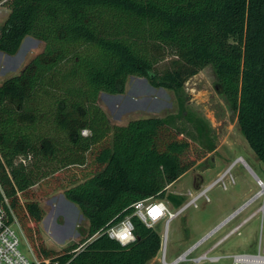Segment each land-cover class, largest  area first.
<instances>
[{
    "label": "trees",
    "instance_id": "trees-1",
    "mask_svg": "<svg viewBox=\"0 0 264 264\" xmlns=\"http://www.w3.org/2000/svg\"><path fill=\"white\" fill-rule=\"evenodd\" d=\"M1 2L10 12L0 52L15 55L29 35L45 43L0 84V181L36 256L60 264H148L158 257L162 234L134 215L132 204L164 198L163 183L179 180L206 155L189 159L191 143L175 121L186 117L193 138L208 137V125L185 106L186 82L207 66L264 163V0ZM130 76L174 91L179 114L112 127L100 93H125ZM60 189L90 228L85 241L56 251L39 231L46 216L39 199ZM128 216L134 243L102 232L92 238Z\"/></svg>",
    "mask_w": 264,
    "mask_h": 264
},
{
    "label": "rangeland",
    "instance_id": "rangeland-1",
    "mask_svg": "<svg viewBox=\"0 0 264 264\" xmlns=\"http://www.w3.org/2000/svg\"><path fill=\"white\" fill-rule=\"evenodd\" d=\"M9 12V8L1 2L0 34ZM44 48L43 41L29 35L26 36L15 55L0 52V84L20 74ZM216 83L217 76L211 65L186 82V112L203 119L206 126L208 125V137L204 140L193 138L191 134H196V130L186 117H177L175 124L183 130L182 135L187 136L191 143L189 159L197 160L198 155L205 150L206 155L179 180L169 184L164 182L166 196L164 198L154 196L152 201L163 200L172 210H176L191 199L190 193L198 194L207 190L220 175L227 173L225 180L215 184L206 192L199 200L197 207L188 208L169 225L166 220L155 225L162 234L163 246L158 257L148 264H159L165 254L167 260L173 262L262 191L259 182L264 184V163L242 134L237 125V112L231 108L226 97L218 91ZM98 102L114 128L127 125L134 119L177 116L180 112L174 91L156 88L145 77L130 76L125 93L101 92ZM209 147L213 149L210 150ZM240 159L243 161H239ZM66 176L61 174L57 177L65 179ZM38 187L34 188L38 189ZM170 195L183 199V203L178 206ZM39 202L46 211V216L39 224V231L49 248L61 251L72 243L83 242L89 237L90 221L82 213L79 205L67 197L65 189L51 192L41 197ZM251 202L253 203L243 211L242 208L237 216L197 247L185 261L178 264H231V261L227 259L219 263L208 261L195 263L193 260L207 252L227 232L238 227L250 216L252 218L209 255L242 251L257 252L261 237L264 239V195ZM167 227H169L168 240L165 245L164 236ZM20 238V249L31 260L34 259L35 255L29 240L22 234Z\"/></svg>",
    "mask_w": 264,
    "mask_h": 264
},
{
    "label": "built area",
    "instance_id": "built-area-1",
    "mask_svg": "<svg viewBox=\"0 0 264 264\" xmlns=\"http://www.w3.org/2000/svg\"><path fill=\"white\" fill-rule=\"evenodd\" d=\"M83 134L89 135L90 131L88 129H85L83 130ZM0 158L2 159L1 152ZM220 176L218 178H220ZM224 180L225 179L220 181ZM204 194V191L198 194L190 193L191 199L176 210H172V208L163 200L152 201V198L154 196L145 199H140L134 202L132 204V207L134 209V215H136L148 227H155V225L162 220H166L167 224L169 225L171 221L180 216L188 208L192 206L197 207L199 200ZM235 213L236 212L232 213L229 217H233ZM229 217L226 220H228ZM250 218H252V216L248 217L247 219H244V221L238 227L233 228L229 232H227L225 236L221 238L215 245H213L207 252L201 254L193 261L195 263H204L205 261L211 263H219L222 260L227 259L231 261V264H264V239L262 237L260 239L257 252L242 251L226 255H209L217 246H219L222 242L231 237ZM224 221L222 223H224ZM220 225H218L217 227H219ZM213 230L207 233V235L203 236L201 239H199L192 246V248L195 247L196 249L197 247L205 243L213 235L211 234ZM101 232L106 233L111 238L118 240L122 245L132 244L137 239L135 234V225L130 216L126 217L118 224L102 228L92 238H94ZM20 234L25 236L22 226L11 207L10 200L0 181V264H60L58 260L53 261L51 258H46L42 254L40 257L36 256V254L33 252L32 247L31 250L35 255V258L31 260L20 249ZM92 238H90L89 240H91ZM83 245L84 244L80 245V247H78L75 251H78ZM181 258L182 255H180L173 262H169L165 254L163 259H160L159 264H178L179 262H182L180 261Z\"/></svg>",
    "mask_w": 264,
    "mask_h": 264
},
{
    "label": "bare ground",
    "instance_id": "bare-ground-1",
    "mask_svg": "<svg viewBox=\"0 0 264 264\" xmlns=\"http://www.w3.org/2000/svg\"><path fill=\"white\" fill-rule=\"evenodd\" d=\"M239 161H242L241 159L239 160ZM238 161V162H239ZM230 172V171H229ZM228 172V173H229ZM227 174V173H226ZM226 174L225 175H223V176H221L215 183H213L207 190H205L204 191V193L206 194V192H208L215 184H218V182H220V180H223L225 177H226ZM259 184L262 186V188H263V190L261 191V192H259L258 194V196H263L264 195V185H263V183H261V182H259ZM227 222H228V220L227 221H225L224 223H222L219 227H217L216 228V230L218 229V228H222L224 225H226L227 224ZM168 229H169V227H167V229H166V234H165V236H164V243H165V245L167 244V240H168ZM219 229V230H220ZM215 231V230H214ZM214 231L211 233V234H214ZM218 231V230H217ZM216 231V232H217ZM194 249H195V247L194 248H192L190 251H188V252H186L185 254H183L182 255V258L180 259V261H184V260H186L187 259V257L194 251Z\"/></svg>",
    "mask_w": 264,
    "mask_h": 264
},
{
    "label": "crops",
    "instance_id": "crops-1",
    "mask_svg": "<svg viewBox=\"0 0 264 264\" xmlns=\"http://www.w3.org/2000/svg\"><path fill=\"white\" fill-rule=\"evenodd\" d=\"M257 178L260 179V180H262V179L259 178V177H257ZM258 182H259V181H258ZM263 185H264V184H263ZM262 190H263V188H262ZM258 195H259V194H257V195L254 197L253 200H255V199H257L258 197H260V196H258ZM253 200H251V201H253ZM251 201H250L249 203L245 204L244 206H242V207H241V208L235 213V215H234L233 217H229L228 222L231 221L235 216H237V215L241 212L240 210H241L242 208H243V209H242V211H243L246 207H248L251 203H253V202H251ZM225 221H227V220H225ZM228 222H227V223H228ZM219 229H220V228H218L217 230H219ZM217 230H215L214 233H216ZM229 238H230V237H229ZM226 254H230V253H226ZM226 254H223V255H226Z\"/></svg>",
    "mask_w": 264,
    "mask_h": 264
},
{
    "label": "water",
    "instance_id": "water-1",
    "mask_svg": "<svg viewBox=\"0 0 264 264\" xmlns=\"http://www.w3.org/2000/svg\"><path fill=\"white\" fill-rule=\"evenodd\" d=\"M191 248H192V247H191ZM191 248H189V249H188L187 251H185L184 253H186V252L190 251V250H191ZM184 253H183V254H184Z\"/></svg>",
    "mask_w": 264,
    "mask_h": 264
}]
</instances>
